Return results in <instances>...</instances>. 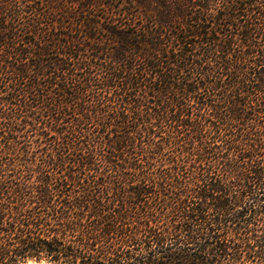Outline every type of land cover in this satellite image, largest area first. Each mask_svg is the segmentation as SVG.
I'll return each instance as SVG.
<instances>
[{"label":"trees","instance_id":"obj_1","mask_svg":"<svg viewBox=\"0 0 264 264\" xmlns=\"http://www.w3.org/2000/svg\"><path fill=\"white\" fill-rule=\"evenodd\" d=\"M264 264V0H0V264Z\"/></svg>","mask_w":264,"mask_h":264},{"label":"water","instance_id":"obj_2","mask_svg":"<svg viewBox=\"0 0 264 264\" xmlns=\"http://www.w3.org/2000/svg\"><path fill=\"white\" fill-rule=\"evenodd\" d=\"M29 264V263H27ZM31 264H51V263H46V262H42V263H39V262H32Z\"/></svg>","mask_w":264,"mask_h":264},{"label":"rangeland","instance_id":"obj_3","mask_svg":"<svg viewBox=\"0 0 264 264\" xmlns=\"http://www.w3.org/2000/svg\"><path fill=\"white\" fill-rule=\"evenodd\" d=\"M28 262H36V261H27V262L19 263V264H27ZM39 263H42V262H39Z\"/></svg>","mask_w":264,"mask_h":264},{"label":"bare ground","instance_id":"obj_4","mask_svg":"<svg viewBox=\"0 0 264 264\" xmlns=\"http://www.w3.org/2000/svg\"><path fill=\"white\" fill-rule=\"evenodd\" d=\"M29 264H31L32 262H28Z\"/></svg>","mask_w":264,"mask_h":264}]
</instances>
